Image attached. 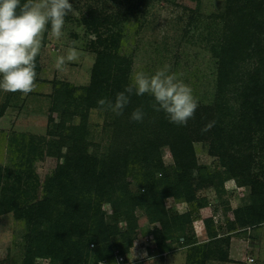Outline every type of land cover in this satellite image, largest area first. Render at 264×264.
Returning <instances> with one entry per match:
<instances>
[{"label": "trees", "instance_id": "16d2710c", "mask_svg": "<svg viewBox=\"0 0 264 264\" xmlns=\"http://www.w3.org/2000/svg\"><path fill=\"white\" fill-rule=\"evenodd\" d=\"M149 1L138 0L140 9ZM226 4L223 16L208 19V29L211 23L214 27L210 34L218 37L211 39L216 41L212 48L218 65L213 104L199 106L187 126L170 123L162 111H154L148 95H133L121 116L99 108L98 99H114L129 83L133 61L124 55L122 30L109 27L119 21L85 19L97 35L91 45L96 62L90 84L53 81L47 135L17 141L21 163L16 169L0 164V215L13 214L27 228L22 264H118L120 257L129 261L128 250L140 231L138 211L152 226L160 224L155 234L163 254L181 242L192 247L187 264L229 263L233 236L247 232L236 228L264 222V0ZM35 71H42L39 55ZM17 93L10 92L2 115ZM141 105L145 118L134 122L130 114ZM93 111L114 115L105 126L104 143L88 138ZM213 120L214 127L202 133ZM198 142L210 143L221 173L202 174ZM166 148L171 167L164 161ZM45 158L57 164L43 182L36 163ZM228 185L248 189L250 202L237 210L223 208L225 216H234L224 237L213 231V218L205 219L210 241L199 244L194 224L210 202L199 197L198 190L214 188L222 198ZM178 198L188 204L187 213L167 208V202Z\"/></svg>", "mask_w": 264, "mask_h": 264}, {"label": "rangeland", "instance_id": "374dc122", "mask_svg": "<svg viewBox=\"0 0 264 264\" xmlns=\"http://www.w3.org/2000/svg\"><path fill=\"white\" fill-rule=\"evenodd\" d=\"M69 2L73 5V12L65 17L64 36L57 40L50 32L43 34L39 53L42 71L36 77V89L27 95L20 92L13 95L11 104L3 115L2 108L10 92L0 90V164L4 168L16 169L17 164L21 163L18 140L23 137L29 140L32 136L41 138L47 135L53 106V81L70 83L76 87H87L90 84L96 62V54L91 45L97 41V35L88 29L85 22L88 18L103 20L108 17L111 22L119 21L114 26L110 23L109 27L111 30L113 27L116 32L118 29L122 30L123 52L133 61V72L144 70L152 73L165 64L171 65V71L183 74L181 78L193 89L199 106L208 107L213 104L218 65L212 48L216 41L211 39L218 37L210 34L214 27L211 23L208 29V19L226 13V0H150L145 8L141 9L138 0ZM69 47L76 49L78 59L68 62L63 71H58L54 67L55 59L58 55H66ZM56 118L58 119V116ZM113 119L112 113L106 115L105 112L93 111L88 132L89 140L104 143L107 138L105 126L112 123ZM195 148L200 165L205 169L203 175L210 176L223 171L222 168H217L218 161L210 155L209 142H198ZM162 152L165 164L168 167L173 166L168 148ZM56 164L57 161L52 158H45L36 163L37 172L43 182L48 174L54 173ZM228 187L222 198L214 188L201 189L197 193L199 197L210 202L201 216L214 219L215 227L212 229L219 233V238L228 232L229 221L223 216V208L228 205L232 208H242L250 202L248 189L238 190L233 185ZM134 191L140 192L137 186ZM179 199L181 198L167 202L166 206L179 214H185L188 212V204ZM137 216L140 225L138 239L132 249L128 250V257L135 258L129 260L128 264H148V258H152L153 264H187L192 247L180 242L169 248L167 254H163L157 245L158 241L156 243L155 234L156 228L160 229V224L152 226L142 211H138ZM260 224L243 230L249 234L248 238L236 237L235 241L232 240V262L209 261L206 264H264V227H260ZM236 229L242 230L241 226ZM26 233V225L16 220L13 214L0 215V264L23 263ZM194 233L199 244L210 241L203 221L195 222ZM173 236L177 237L175 234ZM176 240L179 239H175V242ZM92 249L95 251V247ZM250 258H255V263H249ZM38 262L49 264L43 260Z\"/></svg>", "mask_w": 264, "mask_h": 264}, {"label": "clouds", "instance_id": "9594fccd", "mask_svg": "<svg viewBox=\"0 0 264 264\" xmlns=\"http://www.w3.org/2000/svg\"><path fill=\"white\" fill-rule=\"evenodd\" d=\"M72 12L69 0H24L23 3L21 0H0V90L27 95L36 89V57L42 48L43 34L50 32L55 39H61L65 17ZM77 59L78 52L69 47L66 55L56 57L54 67L63 71L68 62ZM182 75L171 71L168 64L152 73L137 70L130 74L129 83L114 99L100 98L97 104L101 110L121 116L133 95H148L154 111H162L170 123L187 126L194 118L199 101ZM145 115L141 105L132 110L130 119L143 122ZM215 123V120L209 121L201 129L202 133L208 132ZM259 226L264 227V222ZM144 255L147 257V253ZM149 262L153 264L152 258H148Z\"/></svg>", "mask_w": 264, "mask_h": 264}, {"label": "crops", "instance_id": "0c3cea01", "mask_svg": "<svg viewBox=\"0 0 264 264\" xmlns=\"http://www.w3.org/2000/svg\"><path fill=\"white\" fill-rule=\"evenodd\" d=\"M245 199H247L248 200V198H245ZM233 210H237L238 208H235L234 206H233V208H232ZM224 216V218H225V220H227V221H231V222H233V220H234V216H231V214L229 215V216H225V215H223ZM209 218V216H201V219L199 220V221H203L204 222V220L205 219H208ZM204 227H205V231H206V233H207V235H209L208 234V230H207V227H206V224H205V222H204ZM241 231H243V230H241ZM241 231H238V232H241ZM247 233V232H246ZM242 233V235H239V236H235L234 235V237H233V239L232 240H234L235 241V239H236V237H239V238H242V237H244V238H248L249 237V234L247 233ZM232 234H234V232L232 233ZM238 239V238H237ZM251 259V258H250ZM252 259H254L255 260V258H252ZM256 261V260H255ZM255 263V262H254Z\"/></svg>", "mask_w": 264, "mask_h": 264}, {"label": "built area", "instance_id": "2783aa9c", "mask_svg": "<svg viewBox=\"0 0 264 264\" xmlns=\"http://www.w3.org/2000/svg\"><path fill=\"white\" fill-rule=\"evenodd\" d=\"M254 259H249V263H254ZM129 262L124 257L118 258V264H128Z\"/></svg>", "mask_w": 264, "mask_h": 264}]
</instances>
